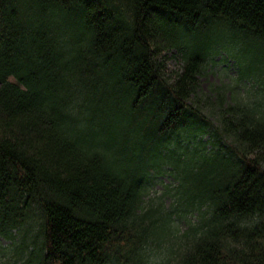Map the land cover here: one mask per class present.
<instances>
[{
	"label": "trees",
	"instance_id": "1",
	"mask_svg": "<svg viewBox=\"0 0 264 264\" xmlns=\"http://www.w3.org/2000/svg\"><path fill=\"white\" fill-rule=\"evenodd\" d=\"M221 51L258 92L212 86L216 125ZM0 236V264H264V0H0Z\"/></svg>",
	"mask_w": 264,
	"mask_h": 264
},
{
	"label": "rangeland",
	"instance_id": "2",
	"mask_svg": "<svg viewBox=\"0 0 264 264\" xmlns=\"http://www.w3.org/2000/svg\"><path fill=\"white\" fill-rule=\"evenodd\" d=\"M246 53L251 54L253 51L248 45L244 46ZM248 51V52H247ZM167 66L169 69L177 70L182 65L181 53L173 49L167 53ZM223 85L225 88L224 98L228 101L232 98L233 93L241 98L255 97L257 95V81L253 78L240 79L239 69L236 59L229 55L226 51H221L211 57L206 63L203 73L200 75V94L204 98L203 109L214 124H218V103L219 95L211 88L212 86ZM207 141V147H212L213 143H221L227 145L230 139L222 135L220 137L207 133L203 139ZM176 185V179L169 169L164 168L162 172L155 174L151 180L149 193L146 199L154 198L155 200L164 199L169 206L176 200L173 196L171 188ZM196 220V214H191L187 219H178L181 230L188 228L189 220ZM188 220V221H187ZM12 241L0 236V261L5 257V249ZM2 258V259H1Z\"/></svg>",
	"mask_w": 264,
	"mask_h": 264
}]
</instances>
